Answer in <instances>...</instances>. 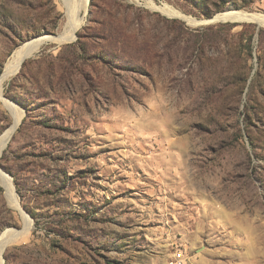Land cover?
I'll return each instance as SVG.
<instances>
[{
    "label": "rangeland",
    "instance_id": "1",
    "mask_svg": "<svg viewBox=\"0 0 264 264\" xmlns=\"http://www.w3.org/2000/svg\"><path fill=\"white\" fill-rule=\"evenodd\" d=\"M65 1L75 40L45 42L3 85L23 117L0 169L31 222L3 264H264V27L208 22L264 0ZM65 11L0 0V75L64 33ZM12 124L0 101V136ZM6 229L23 224L0 186Z\"/></svg>",
    "mask_w": 264,
    "mask_h": 264
},
{
    "label": "bare ground",
    "instance_id": "2",
    "mask_svg": "<svg viewBox=\"0 0 264 264\" xmlns=\"http://www.w3.org/2000/svg\"><path fill=\"white\" fill-rule=\"evenodd\" d=\"M62 1H63V5L66 8L65 11L66 15L69 19L67 30L64 33L60 34L58 37L40 36V38L34 40V42L25 43L23 46H21L12 53V55L4 65L2 76L0 77V101L2 102L5 109L9 112L13 124L0 136V155L3 152L4 148L6 147V145L8 144L11 135L13 134V132L15 131V129L17 128L23 117L22 110L16 104L2 97L4 83L17 73L19 67L21 66L22 61L36 54L40 49V47L45 42L50 41L53 43L62 44L75 40L76 31L83 22V20L75 16L76 14L74 13V11L70 10L71 8L68 9L66 7V1L65 0ZM86 4H87L86 0H74V6H75L74 9H76L77 12L81 10L85 11ZM149 6L150 9L160 11L166 17L178 18L186 22L189 26H198L202 24V22L193 20L190 17H187L182 13L173 10L167 6L161 8H153V6L151 5ZM220 21H231L238 23L248 22V23H254L259 27H264V14L250 13L245 11H229L227 13H222L220 15L215 16L212 20L208 22L217 23ZM0 186L4 188L5 196L7 198V202L9 203V205L13 207V209H16L19 212L23 224L22 231H13L11 229H6L0 236V264H3L2 255L5 248L11 244H15L19 242L20 240H23L25 238L26 233L30 229L31 222L19 207L18 201L12 190L11 183L1 169H0Z\"/></svg>",
    "mask_w": 264,
    "mask_h": 264
},
{
    "label": "water",
    "instance_id": "3",
    "mask_svg": "<svg viewBox=\"0 0 264 264\" xmlns=\"http://www.w3.org/2000/svg\"><path fill=\"white\" fill-rule=\"evenodd\" d=\"M210 20H212V19H210ZM40 36H37V37H34V38H32V39H30V40H28L27 42H34V40H37L38 38H39ZM26 60V59H25ZM25 60H23L22 61V63H21V66L19 67V70L17 71V73L20 71V69H21V67H22V64H23V62L25 61ZM16 73V74H17ZM2 76V73H1V75H0V77ZM19 126V125H18ZM18 128V127H17ZM16 131V130H15ZM11 138H12V136H11ZM10 138V139H11ZM14 189V188H13ZM23 211V210H22ZM25 213V212H24ZM26 214V213H25ZM27 215V214H26ZM28 216V215H27ZM4 253V252H3ZM4 261V260H3Z\"/></svg>",
    "mask_w": 264,
    "mask_h": 264
}]
</instances>
